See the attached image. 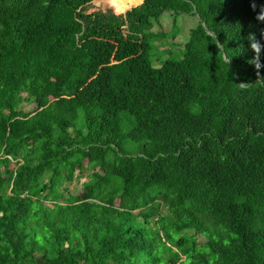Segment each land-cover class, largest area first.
Returning <instances> with one entry per match:
<instances>
[{"label": "trees", "instance_id": "1", "mask_svg": "<svg viewBox=\"0 0 264 264\" xmlns=\"http://www.w3.org/2000/svg\"><path fill=\"white\" fill-rule=\"evenodd\" d=\"M92 1L0 0V264H264V0Z\"/></svg>", "mask_w": 264, "mask_h": 264}, {"label": "rangeland", "instance_id": "2", "mask_svg": "<svg viewBox=\"0 0 264 264\" xmlns=\"http://www.w3.org/2000/svg\"><path fill=\"white\" fill-rule=\"evenodd\" d=\"M102 3H103V0H93L91 5L88 6V7H85V9H83V11L81 12L84 17V19H80L84 25H88L90 27L93 26V24L95 23H99V21H93L92 24H88V22H90L92 19H89L87 18L88 15H91L92 13L94 12H111V10L107 9V8H104L102 7ZM186 23V22H185ZM189 23H186L185 24V29L187 28ZM186 31V30H185ZM184 31V33H186ZM185 37V35L183 36H179L178 37V40L175 42V43H179L183 38ZM172 43H174L171 39H167L166 40H162V39H155V40H152V46L154 47L155 49V54L160 56V57H163V58H166L168 57V51H172V58L173 59H180L181 57V54L178 53L179 51L177 50V46H173L171 45ZM28 94L27 93H23V97L27 98ZM21 109H23L24 111H31L33 109V104L31 102H28V101H25L24 103H22L21 105ZM83 183H84V177L82 178H79V180H71V179H68V182L66 184V187L69 189V194H66V193H61L60 194V200L62 201H68L69 203H73L74 201H76L77 197L79 196V194L82 192L83 190ZM197 230H194L193 233H196ZM156 236L151 234L149 236V242H153L155 240Z\"/></svg>", "mask_w": 264, "mask_h": 264}, {"label": "clouds", "instance_id": "3", "mask_svg": "<svg viewBox=\"0 0 264 264\" xmlns=\"http://www.w3.org/2000/svg\"><path fill=\"white\" fill-rule=\"evenodd\" d=\"M144 0H103L102 7L111 10L112 14L117 17L126 15L129 11L134 8L142 6ZM257 4L255 0L252 2V9L256 11ZM259 12L256 15V20L258 23L264 24V4L259 6ZM249 42V47L254 53L253 58L249 61L257 72L264 67L261 63V55L264 54V29L260 30V39H257L255 32H250L247 36Z\"/></svg>", "mask_w": 264, "mask_h": 264}, {"label": "crops", "instance_id": "4", "mask_svg": "<svg viewBox=\"0 0 264 264\" xmlns=\"http://www.w3.org/2000/svg\"><path fill=\"white\" fill-rule=\"evenodd\" d=\"M89 19H92V20L90 22H88V24H92L93 21H96L93 18H89ZM94 25H96V24H94Z\"/></svg>", "mask_w": 264, "mask_h": 264}, {"label": "water", "instance_id": "5", "mask_svg": "<svg viewBox=\"0 0 264 264\" xmlns=\"http://www.w3.org/2000/svg\"><path fill=\"white\" fill-rule=\"evenodd\" d=\"M210 35L214 36L212 33L209 32Z\"/></svg>", "mask_w": 264, "mask_h": 264}]
</instances>
